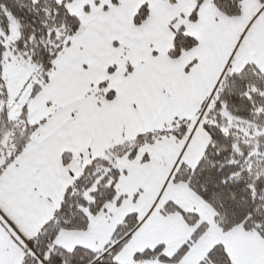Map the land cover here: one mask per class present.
I'll list each match as a JSON object with an SVG mask.
<instances>
[{"label":"snow or ice","instance_id":"snow-or-ice-1","mask_svg":"<svg viewBox=\"0 0 264 264\" xmlns=\"http://www.w3.org/2000/svg\"><path fill=\"white\" fill-rule=\"evenodd\" d=\"M0 264H264V0H0Z\"/></svg>","mask_w":264,"mask_h":264}]
</instances>
